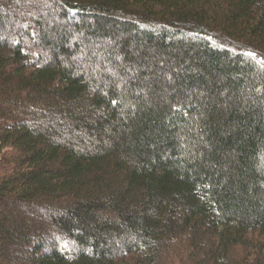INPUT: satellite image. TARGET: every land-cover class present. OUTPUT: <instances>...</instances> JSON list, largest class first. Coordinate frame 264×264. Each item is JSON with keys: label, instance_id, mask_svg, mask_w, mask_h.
<instances>
[{"label": "trees", "instance_id": "16d2710c", "mask_svg": "<svg viewBox=\"0 0 264 264\" xmlns=\"http://www.w3.org/2000/svg\"><path fill=\"white\" fill-rule=\"evenodd\" d=\"M0 264H264V0H0Z\"/></svg>", "mask_w": 264, "mask_h": 264}, {"label": "rangeland", "instance_id": "374dc122", "mask_svg": "<svg viewBox=\"0 0 264 264\" xmlns=\"http://www.w3.org/2000/svg\"><path fill=\"white\" fill-rule=\"evenodd\" d=\"M10 38H11V36H10ZM19 215H20V217H22V216H23V215H22V213H20ZM12 260H13V259H12ZM14 260H16V258H14Z\"/></svg>", "mask_w": 264, "mask_h": 264}]
</instances>
